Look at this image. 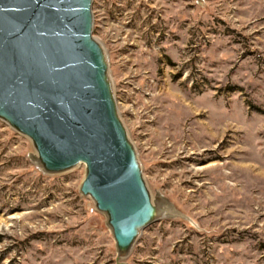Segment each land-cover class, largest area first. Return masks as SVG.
<instances>
[{
	"label": "rangeland",
	"instance_id": "374dc122",
	"mask_svg": "<svg viewBox=\"0 0 264 264\" xmlns=\"http://www.w3.org/2000/svg\"><path fill=\"white\" fill-rule=\"evenodd\" d=\"M91 38L155 211L119 252L78 164L0 118V264H264V0H91Z\"/></svg>",
	"mask_w": 264,
	"mask_h": 264
},
{
	"label": "water",
	"instance_id": "95a60500",
	"mask_svg": "<svg viewBox=\"0 0 264 264\" xmlns=\"http://www.w3.org/2000/svg\"><path fill=\"white\" fill-rule=\"evenodd\" d=\"M91 0H0V118L49 173L85 164L81 191L125 252L156 212L116 118Z\"/></svg>",
	"mask_w": 264,
	"mask_h": 264
},
{
	"label": "bare ground",
	"instance_id": "6f19581e",
	"mask_svg": "<svg viewBox=\"0 0 264 264\" xmlns=\"http://www.w3.org/2000/svg\"><path fill=\"white\" fill-rule=\"evenodd\" d=\"M83 166L85 167L84 163H83ZM167 213H171V209L167 208L166 206H163V208H160L159 211L154 213L153 217L154 218L157 217L158 214L166 215ZM154 218H152V219H154Z\"/></svg>",
	"mask_w": 264,
	"mask_h": 264
}]
</instances>
